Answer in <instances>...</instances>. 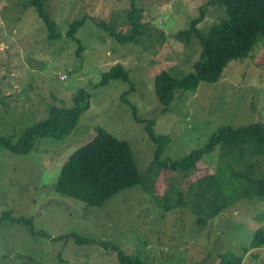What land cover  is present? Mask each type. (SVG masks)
<instances>
[{
    "label": "rangeland",
    "instance_id": "1",
    "mask_svg": "<svg viewBox=\"0 0 264 264\" xmlns=\"http://www.w3.org/2000/svg\"><path fill=\"white\" fill-rule=\"evenodd\" d=\"M206 1L134 0L149 31L136 43H119L99 23L113 21L126 31L131 0L46 1L45 9L58 23L56 39L47 38L27 0H0V136L14 142L26 126L47 116L53 103L72 106L79 88L90 94L89 106L65 136L35 137L23 153L0 145V216L4 211L23 216L34 231L26 223L2 220L0 264H119L110 247L79 243L73 237L52 239L35 231L106 239L151 264H216L217 251L226 249L241 255V264H264V243H250L254 231L264 229L263 197L239 199L198 225L187 208L161 210L140 184L101 206L53 188L64 162L98 125L127 139L139 171H144L155 144L145 122L132 115L131 104L140 118L155 120L156 132L170 136L163 154L172 159L203 145L218 125L264 122V42L245 59L229 62L216 82L201 81L195 90L176 89L165 110L158 102L155 75L167 70L182 77L192 70L197 56L191 52L198 50L195 36L183 52L180 45L186 47L187 42L176 40L175 33L189 28L200 6L204 11L197 28L202 34L226 17L223 7L205 5ZM84 15L88 17L76 34L83 51L77 54V42L66 33L70 23ZM115 63L128 70L132 89L120 80L100 84L102 73ZM64 74L67 78L62 80ZM259 158L264 161V156ZM205 165H210V158ZM204 169L162 171L158 194Z\"/></svg>",
    "mask_w": 264,
    "mask_h": 264
},
{
    "label": "trees",
    "instance_id": "2",
    "mask_svg": "<svg viewBox=\"0 0 264 264\" xmlns=\"http://www.w3.org/2000/svg\"><path fill=\"white\" fill-rule=\"evenodd\" d=\"M46 1L27 0V5L34 8L43 23L47 38L56 39L60 35L58 23L45 9ZM210 4L223 7L226 17L212 25L206 34H202L197 28L204 11L200 6L199 14L190 21L189 28L179 30L174 35L176 40L179 38L187 42L186 47L180 45L183 52L190 49L188 45L194 36L197 39L198 50L191 51L197 54L191 61L192 70L182 77L161 70L154 77L155 94L163 110L167 109L176 89L195 90L201 81L216 82L229 62L245 59L257 43L264 42V0H208L205 3ZM126 13L129 25L126 31L117 29L113 21L100 22L99 26L119 43H136L149 28L140 19V9L135 6L134 0H131ZM87 17L84 15L74 19L66 33L77 42V54L83 51V46L76 34ZM160 41V44L164 43ZM60 78L64 80L67 75ZM112 80L128 83L130 89L134 87L128 70L122 64L115 63L104 71L100 84ZM73 98L74 103L70 107L63 103L50 105L47 116L26 126L14 142L7 136H0V145L13 152L23 153L33 146L35 137L65 136L75 128L79 116L89 106L90 94L84 88H79ZM131 107L134 118L145 122L147 136L155 144L151 160L144 171H139L129 141L98 125L95 134L79 145L64 162L54 190L88 205L101 206L116 193L140 184L141 191L150 195L161 210L187 208L195 216L194 221L198 225L204 224L207 219L215 217L239 199L251 195L264 198V161L259 158L264 156L263 121L218 125L203 145L178 159H172L163 154L170 136L156 132L153 128L155 120L140 118L135 106L131 104ZM209 158L210 165L206 166ZM199 167H204V172L178 186L170 183L158 194L157 181L162 171L187 172ZM4 219L26 223L29 231L34 233L30 220L23 216L4 211L0 222ZM35 232L52 239L73 237L79 243L93 242L110 247L115 251L119 264H151L138 254H127L120 245L106 239L76 233L52 236L43 231ZM250 243L252 246L264 243L263 228L254 231ZM216 256V264H241L242 260L241 255L229 249L218 250Z\"/></svg>",
    "mask_w": 264,
    "mask_h": 264
}]
</instances>
